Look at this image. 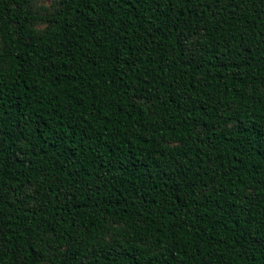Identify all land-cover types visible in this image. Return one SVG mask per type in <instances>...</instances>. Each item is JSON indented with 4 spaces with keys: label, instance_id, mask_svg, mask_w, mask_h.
I'll list each match as a JSON object with an SVG mask.
<instances>
[{
    "label": "trees",
    "instance_id": "1",
    "mask_svg": "<svg viewBox=\"0 0 264 264\" xmlns=\"http://www.w3.org/2000/svg\"><path fill=\"white\" fill-rule=\"evenodd\" d=\"M0 264H264V0H0Z\"/></svg>",
    "mask_w": 264,
    "mask_h": 264
},
{
    "label": "rangeland",
    "instance_id": "2",
    "mask_svg": "<svg viewBox=\"0 0 264 264\" xmlns=\"http://www.w3.org/2000/svg\"><path fill=\"white\" fill-rule=\"evenodd\" d=\"M43 2H45V4H49L51 2V0H42Z\"/></svg>",
    "mask_w": 264,
    "mask_h": 264
}]
</instances>
